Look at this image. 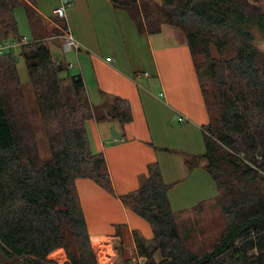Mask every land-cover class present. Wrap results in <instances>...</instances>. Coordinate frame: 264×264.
<instances>
[{"label":"trees","instance_id":"obj_1","mask_svg":"<svg viewBox=\"0 0 264 264\" xmlns=\"http://www.w3.org/2000/svg\"><path fill=\"white\" fill-rule=\"evenodd\" d=\"M127 11L141 34L162 25L185 36L209 115L205 152L184 159L202 167L216 197L187 213L173 211L157 163L149 164L136 191L120 195L122 205L148 223L152 237L132 232L141 264H264V0H108ZM34 0H0V42H16L28 84H21L17 56L0 54V264H98L76 188L88 179L114 196L102 153L91 149L86 122L132 120L125 100L107 97L93 106L83 79L53 58L49 36L35 32L24 42L13 11L22 7L32 31L41 22ZM61 35L66 29L56 19ZM61 31V33H60ZM213 50L218 55L213 56ZM164 152H172L162 149ZM217 209L219 232L201 228L184 214ZM212 233L196 248L194 234ZM120 264L127 255L120 233ZM210 242V243H209Z\"/></svg>","mask_w":264,"mask_h":264},{"label":"crops","instance_id":"obj_2","mask_svg":"<svg viewBox=\"0 0 264 264\" xmlns=\"http://www.w3.org/2000/svg\"><path fill=\"white\" fill-rule=\"evenodd\" d=\"M69 2L60 20L66 29L58 35V48L65 32L78 46L60 58L55 57L49 42L51 56L70 65L71 75L82 77L93 106L103 104L106 96L117 97L128 102L132 115L124 125L116 120L86 122L91 149L103 154L115 195L88 179L76 180L77 192L93 247L113 253L120 244L119 231L134 252L132 232L139 231L150 239L152 231L147 222L122 205L118 196L138 189L139 178L149 164L157 163L163 182L173 184L168 191L173 211L187 213L216 197L215 183L207 172L202 167L188 170L184 164L187 156L205 152L203 129L209 115L185 36L179 29L165 24L158 33L141 34L128 12L114 9L108 0ZM60 4L61 0H34L32 8L41 21L36 31H32L23 9L30 35H19L24 42L32 41L35 32L42 29L60 28L54 13ZM13 47L19 56V46ZM179 117L183 122H178ZM58 251L63 250L54 252ZM113 254L107 264H115Z\"/></svg>","mask_w":264,"mask_h":264},{"label":"rangeland","instance_id":"obj_3","mask_svg":"<svg viewBox=\"0 0 264 264\" xmlns=\"http://www.w3.org/2000/svg\"><path fill=\"white\" fill-rule=\"evenodd\" d=\"M15 17H16V20H17V23L19 26L18 34L19 35L24 34L25 36L30 38V35L28 34V32L26 30V23H25L26 19H25L24 11H23L22 7H19L15 10ZM43 30H44V33L46 35H48L50 38L49 42L52 46L53 53L56 55L55 57L62 58V54L66 53V52L63 51L62 47L58 48L59 47L58 44L60 43V40H59L58 36L54 34V32H53L54 30L52 28H46ZM60 33H61V31H60ZM10 42L11 41H8L7 43H10ZM11 51L15 54L17 51L16 47H13L11 49ZM213 56L214 57L218 56L214 50H213ZM16 66H17V71H18V75H19V79H20L21 84L28 87L29 84H28L27 69H26L24 61L18 56H17V65ZM204 207H206V208L204 210H202L201 212L184 214L183 219L197 220L201 224V228H203L204 230H209L211 232H219L223 227V222H222L221 218L218 217V210L215 208L213 210L208 211L209 208H207V207H210V206L207 205ZM211 234L212 233L208 234L206 236V239H205V237H201L199 235L195 236V234H194V236H193L194 240L192 241L193 245L196 248H200V246L208 245L207 240L208 241L210 240L209 238L212 236ZM118 249H119V244H118L116 250L113 252L116 254L114 259H113V261H115V264H120V257H119ZM126 251H127V255L129 257H131V259L135 258V255H134L135 251L133 252V249H132L130 243H128V245H126ZM94 252L96 254L97 261L99 264H107L108 261H110V258H113V256H114L113 253H110L109 251L106 252L102 248H94ZM64 255H65L64 251L54 252L51 254L50 260L57 262L58 264H62L65 262L64 260H63L64 262L61 261L62 257H63V259H65ZM58 260H60V261H58Z\"/></svg>","mask_w":264,"mask_h":264},{"label":"built area","instance_id":"obj_4","mask_svg":"<svg viewBox=\"0 0 264 264\" xmlns=\"http://www.w3.org/2000/svg\"><path fill=\"white\" fill-rule=\"evenodd\" d=\"M70 4L69 0H61L60 6L54 10L56 18L62 20L65 15V8ZM13 44L18 45L16 42H12L11 44L8 43H1L0 42V54L4 53L5 51L12 48ZM77 42L74 40L73 36L69 32H65L62 36V49L64 52H69L73 49H77ZM111 59H106L109 62ZM70 68V65H68ZM178 122H183V117L178 118ZM60 261V260H58ZM143 262L142 258L137 259V263L141 264Z\"/></svg>","mask_w":264,"mask_h":264}]
</instances>
